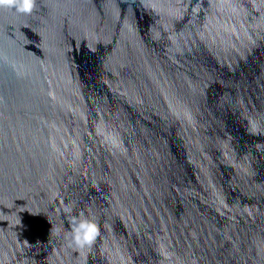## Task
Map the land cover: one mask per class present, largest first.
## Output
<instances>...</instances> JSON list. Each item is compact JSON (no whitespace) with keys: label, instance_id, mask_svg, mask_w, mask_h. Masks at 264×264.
Here are the masks:
<instances>
[{"label":"water","instance_id":"water-1","mask_svg":"<svg viewBox=\"0 0 264 264\" xmlns=\"http://www.w3.org/2000/svg\"><path fill=\"white\" fill-rule=\"evenodd\" d=\"M0 264H264V0L0 8Z\"/></svg>","mask_w":264,"mask_h":264},{"label":"clouds","instance_id":"clouds-1","mask_svg":"<svg viewBox=\"0 0 264 264\" xmlns=\"http://www.w3.org/2000/svg\"><path fill=\"white\" fill-rule=\"evenodd\" d=\"M35 3L36 0H0V8H13L19 13L31 14ZM63 213L69 217L70 225V231L65 236L67 246L77 251L91 248L100 236V227L95 218L83 212L72 215L73 208L69 204L64 205Z\"/></svg>","mask_w":264,"mask_h":264}]
</instances>
